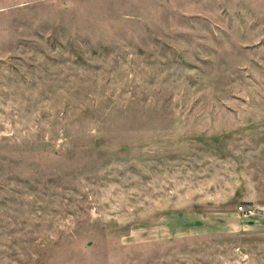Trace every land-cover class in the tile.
Returning <instances> with one entry per match:
<instances>
[{
	"label": "rangeland",
	"instance_id": "374dc122",
	"mask_svg": "<svg viewBox=\"0 0 264 264\" xmlns=\"http://www.w3.org/2000/svg\"><path fill=\"white\" fill-rule=\"evenodd\" d=\"M0 264H264V0H0Z\"/></svg>",
	"mask_w": 264,
	"mask_h": 264
},
{
	"label": "built area",
	"instance_id": "2783aa9c",
	"mask_svg": "<svg viewBox=\"0 0 264 264\" xmlns=\"http://www.w3.org/2000/svg\"><path fill=\"white\" fill-rule=\"evenodd\" d=\"M238 212L241 213L245 219H254L258 216L257 209L253 205H240L238 206Z\"/></svg>",
	"mask_w": 264,
	"mask_h": 264
},
{
	"label": "crops",
	"instance_id": "0c3cea01",
	"mask_svg": "<svg viewBox=\"0 0 264 264\" xmlns=\"http://www.w3.org/2000/svg\"><path fill=\"white\" fill-rule=\"evenodd\" d=\"M249 205H252V204H249ZM253 206H255V205H253ZM238 213H239V212H238ZM259 215H260V214H259ZM259 215H258V217H259ZM255 218H256V217H255ZM255 218H254V220H259V219H255Z\"/></svg>",
	"mask_w": 264,
	"mask_h": 264
}]
</instances>
